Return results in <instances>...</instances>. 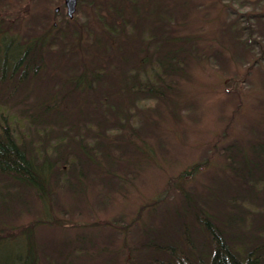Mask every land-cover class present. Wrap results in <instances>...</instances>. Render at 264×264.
Wrapping results in <instances>:
<instances>
[{
	"label": "rangeland",
	"instance_id": "rangeland-1",
	"mask_svg": "<svg viewBox=\"0 0 264 264\" xmlns=\"http://www.w3.org/2000/svg\"><path fill=\"white\" fill-rule=\"evenodd\" d=\"M99 1L97 8L91 0L81 1L70 25L58 22L50 29V36L57 37L51 49L55 57L42 54L44 69L5 100L11 117H20L26 127L30 122L20 115L22 108L37 115L49 106L38 117L46 127L49 120L58 123L51 124L49 138L62 142L54 154L49 150L58 144L49 146L46 132L28 142L30 148L47 150L46 165L52 168L45 179L30 174L32 188L22 190L0 175V264H21L30 253L39 255L37 264H147L148 258L166 257V247L205 263L213 245L196 214L220 228L239 254V247L260 241L257 225L264 224V213L245 219L243 207H234L237 198L248 199L242 196L245 181L264 177V0H148L149 13L166 3L165 20L172 29L176 23L177 40L187 38L179 42L186 56L166 101L136 102L137 111L118 87L117 69L109 68L110 81L85 95L72 88L80 65L94 71L97 66L91 64L101 63L108 69L107 56L117 45L115 37H104L109 50L103 57L87 44V31L104 32L103 23L112 18L120 22L121 16L107 6L109 0ZM2 4L8 5L10 21L28 29L32 19L29 24L35 26L36 18L52 16L60 0H0ZM97 15L103 23L95 20ZM141 19V26L156 29L157 20ZM71 26L75 33L67 31L69 37L58 33ZM22 29L10 35L18 38ZM161 40L156 35L153 43ZM168 46L147 52L156 56L173 48ZM82 48L90 49V55ZM135 58L131 69L139 67ZM102 90L114 113L105 115ZM118 110L134 113L139 131L131 141L126 135L118 138L116 149L101 137V150L111 154L91 159V148L83 149L80 138L94 144L98 130L88 132V126L98 123L106 129L117 120ZM232 143L230 153L238 157L240 151V160L234 155L229 164L231 154L223 151ZM68 171L74 174L64 177Z\"/></svg>",
	"mask_w": 264,
	"mask_h": 264
},
{
	"label": "trees",
	"instance_id": "trees-1",
	"mask_svg": "<svg viewBox=\"0 0 264 264\" xmlns=\"http://www.w3.org/2000/svg\"><path fill=\"white\" fill-rule=\"evenodd\" d=\"M139 9L140 7L136 8L137 11H139ZM161 9L163 12L158 11V15H160L161 19H164L163 16L167 15L165 13L168 12V10L165 8V5ZM7 10H9L8 5L2 4L0 7V88L2 90L0 92V175L14 180L15 183L18 184L22 190H24L23 187L32 188V184H35V182L30 179V174L35 173V176L45 179L52 170L51 166L46 165V163L50 162L48 160V155L45 154L47 150L43 148L42 150L40 148L36 149L35 147L30 148L29 146L31 143L28 142H31L34 136L39 132H46L44 138L49 139L47 142L49 146L56 142L58 144L57 147H52L53 149L51 148V150H49V153L54 154L55 152L59 153V149L61 147L60 143L62 141L61 138L57 139V136L52 139L49 138L51 124L57 125L58 123L54 122V120H49L50 126L48 125V127H46V120L43 122L42 119L38 117L39 115H42L43 113H46L48 110H50L49 106H45L46 108L41 109V111L39 110L38 113H36L37 115L31 113L28 114L27 111L22 108L20 115H22V117L24 115V117L30 122V126L26 127L24 124H21V121H19L20 117L18 119L13 116L11 117L9 114L10 108L9 104L7 103L8 101L5 100H7L15 91L19 90L22 84L28 81V79H26L28 75L36 77L38 76L40 69L43 70L44 65L42 63V54H47V57L50 59L55 57V54L52 53L51 49L57 45V43H55L57 37L48 36L45 40H37L38 44L36 45V39L32 38L33 34L29 31L30 28L28 30L25 28V24H21L19 21H10V12ZM123 10H125V7L123 6L113 9L115 14L117 13L119 16H121L120 22H117L114 18H112L110 20V24L106 22L103 23L104 37L107 36L108 38L109 35L114 33L122 32L125 34L132 31L131 28L134 27H132V25L126 20V16L122 13ZM260 17L263 19L264 23V12L260 14ZM31 21H29V23H31ZM29 23H26V25H31ZM166 25H170V22H168ZM19 26H23V29L20 30L21 32H19L20 36L18 39L17 36L15 38L10 34L12 31H18ZM71 28L72 26L67 29V31L75 33V31L71 30ZM166 30L169 34L163 33V35H161L162 43L160 44L159 48L166 45H169L168 48L171 46H173V48L168 49L166 52L159 51V54L155 57L151 55L141 56L139 55L137 49L131 52L129 50H124L121 53L118 52L117 55L112 54V52H110L109 55L106 54L110 60L109 63H131V60H133L134 57L136 58L133 62L139 60V67L137 66L136 68L128 70L119 68L117 71L119 74L118 87H120L121 92L127 94L126 99L131 100V107L135 109V111H137V108L134 104L136 102L145 103L146 101H166L167 94H169V91L172 89L173 85H175L174 76H180L183 73V66L185 64L183 59L186 55L183 46L179 42L184 41L187 38L180 40H177L176 38L175 64L173 61V55L175 53L174 45L173 43L169 44L170 42H168V38L172 35L171 25ZM141 31L142 28L139 29V32ZM86 34H88L87 36L89 37L87 44L91 43L97 48H101L103 53H106L107 49L109 50L107 44L102 42V39L100 36H96V33L87 31L85 35ZM65 35L69 37L71 34L66 32L63 37ZM134 42L135 40L133 43ZM121 46H125V44H122ZM68 58H70V56ZM20 63H22L25 67L21 68ZM147 63L151 65L149 68ZM97 67L94 71L91 70L90 72H87L83 70L81 74L77 75V77H75L76 79L74 84L72 85L73 90L77 89L80 91L79 94L84 95L87 89H95L97 87L101 88L102 86L106 85L103 83L110 81L113 76L112 71L109 72V70L106 68H101V66ZM22 75L23 77H20ZM110 88L112 87L110 86ZM5 93H7V95ZM1 94H3L4 97ZM58 95H60L61 98H65V95L62 94V92L58 93ZM101 97L102 104L106 106L104 109L105 115L112 112V110V113H114L116 110L114 111V108L109 106V102L112 101L110 100L108 102V96L103 92V90ZM22 99L23 98H21V100ZM52 109H56V107H52ZM122 111L123 110L117 111V120L111 121L110 125L106 129L101 127V125L98 123L90 125L91 127L87 125L89 128L87 130L88 132L92 133V129L93 132L96 129L98 130V136L96 137L95 134L93 135L94 137L98 138V141L95 140L94 144L84 142V140L80 138L81 147H83V149L84 146H86V148H91V159L94 157L98 161V159L102 160L104 156L111 154L108 151L103 153L101 150V148H103L100 143L101 137L107 138V145L114 147L115 149L120 148L119 142H117V140L118 138L122 139L123 135L127 136L126 138L128 141H131V139L135 138V131H139L136 129V116L134 113L130 115L129 111L128 113ZM35 126L36 128L32 130V128ZM22 127L25 129V132L20 131L22 130ZM102 132H105L104 135ZM233 143H236V141ZM233 143L228 144V146H224L225 150L223 152L225 154L227 152L230 153V150L234 149ZM32 150H34L33 153ZM136 150L138 152L140 151L139 149ZM114 152L116 153V150ZM119 152L121 153V151ZM239 153L240 151L238 152V157L235 154L230 153L231 157H228L229 164L234 161L235 157H237V161L240 160ZM117 158H121V155H117ZM67 163L70 165L68 161ZM205 164L207 163H203L202 165ZM194 166L196 168L197 164ZM61 170L64 169L61 168ZM70 174L72 176L74 173H69L68 171L64 177ZM57 178L58 177L56 176V182L54 181L55 183H58ZM245 182L246 184L244 187L247 186L248 190L244 188L242 196L245 195V197L247 196L248 199H243V201L242 197L239 196L240 198H237L236 200L237 205H234V207L237 208L238 206H242L245 211V215L247 216L245 219H247L252 214L264 213V177H260L259 180H256L253 183H248L247 181ZM250 209H252L253 212ZM196 218L203 226V229L208 233L211 244L213 245L207 262L204 263L200 260H193L185 254L177 253L174 247H166L165 249L168 251L166 253V257L148 258L147 264H264V224L261 225V227L257 225V230H259L257 232L258 236H261L260 241H256L254 243L247 242L248 244L245 245V248L242 246L241 248H238L240 251L238 254L236 252L237 248L235 249V247L232 246L233 243L229 244L224 232L221 231L220 228L215 226L213 223H210L205 217L200 218L196 214ZM251 221L252 219L250 222ZM248 226H251V223H248ZM31 254L32 253L21 259V264H37L39 261V255L36 254L34 257L31 256Z\"/></svg>",
	"mask_w": 264,
	"mask_h": 264
},
{
	"label": "flooded vegetation",
	"instance_id": "flooded-vegetation-1",
	"mask_svg": "<svg viewBox=\"0 0 264 264\" xmlns=\"http://www.w3.org/2000/svg\"><path fill=\"white\" fill-rule=\"evenodd\" d=\"M81 1H83V0H76L75 10H74L72 16H69L67 14V9H66V6L64 4V0H60V5L53 8L52 16L47 14L45 17L43 16V19H41V17L39 19L36 18V20H37L36 24L38 23V26L36 24H35V26H32V25L27 26V27H30V30H29V28H28V30L33 34L32 38L36 39V45L38 44L37 40H40V39L45 40L48 36H50V29H53V26L56 27L58 22L62 23L63 27H66V23L69 24L74 19L73 17H75L74 15L77 13L78 4L81 3ZM164 1L161 2V6H159V5L157 6V9L154 12L149 13V11H148L149 5H151L152 3L148 2V0H109V2L107 3V6L109 8H111L112 11L114 8L121 7V6H123L127 9L126 12L128 13V15L125 18L132 25V27H134V28H131L132 31H130L129 33H125V34H123L122 32L121 33H114V34L110 33L112 35H109L108 37L113 36L118 40L117 45L113 49L112 54L117 55L118 52L121 53L124 50H129L131 52V51H134L137 49L139 55H141V56H144V55L145 56H149V55L155 56V55H152L153 53L147 52V51H150L156 47L158 49L160 44L162 43L161 41H159L160 43H156V44L153 43L154 37L156 35L161 36V35H163V33L169 34L166 29H168L169 26L172 25V22L165 20V16H163L164 19H161L160 15H158V11L163 12V10L161 8L164 7V5H165ZM99 2H100L99 0H91V4L93 5V7H96V8L100 7L101 4H99ZM137 7H140L139 11L136 10ZM94 12H96V10ZM141 17L151 19V20H157V24H155L156 29L152 30V29H147L146 26H141L142 24H145V23H143V21H141L142 20ZM119 19L121 21V18H119ZM95 20L103 23V20L99 15H97L95 17ZM165 21H166V24L168 22H170V25H166ZM36 26L38 27V30L36 29ZM63 27H61L58 30V33H60L61 36L66 34V32H67V29L63 28ZM103 28H104V26H103ZM140 28H142L141 32H139ZM172 31H173L172 32V35H173L172 43L174 45V51H175V53L173 55V61L176 64V23H174V22H173ZM103 33L104 32L99 31L98 34H96V36H100V38L103 39L104 38ZM18 34L20 36V33H18ZM116 34L117 35L120 34L119 36H121V38L119 39L118 37H116ZM107 39L110 41L111 38H107ZM134 40H135V42L133 43ZM122 44H125V46H121ZM93 49H95L93 51H94V54H96V55L99 53V50H101L100 52H103L101 48H97L96 46L93 47ZM87 51H90V49H84V48L80 49V52H82V53H85ZM158 54H159V51H158V53H156V55H158ZM87 55H90V54L87 52ZM103 57H104V53H103ZM100 59H102V58H100ZM20 64H21L20 65L21 68L25 67L22 63H20ZM100 64L98 65V63H97V64H91V65L92 66H100ZM129 64L130 63H128V62H126L125 64H123V63H111L107 70H109V68L117 69L116 71H118L119 68H124V70H126V69L128 70V69H131V68H129ZM79 70H80V72H82L83 70L90 72V70L88 71L87 66L85 64L80 65ZM110 71L111 70H109V72ZM117 75L119 76L118 73H117ZM20 77H23V75ZM25 77H26V75H25ZM31 77H32L31 75H28L26 79H28V81H30L35 76H33L32 78ZM84 95H85V93H84Z\"/></svg>",
	"mask_w": 264,
	"mask_h": 264
},
{
	"label": "water",
	"instance_id": "water-1",
	"mask_svg": "<svg viewBox=\"0 0 264 264\" xmlns=\"http://www.w3.org/2000/svg\"><path fill=\"white\" fill-rule=\"evenodd\" d=\"M64 4L67 9V14L69 16H72L74 10H75V5H76V0H64Z\"/></svg>",
	"mask_w": 264,
	"mask_h": 264
}]
</instances>
